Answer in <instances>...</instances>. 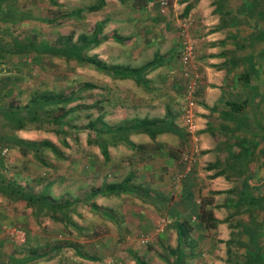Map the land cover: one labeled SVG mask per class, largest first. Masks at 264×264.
Listing matches in <instances>:
<instances>
[{"label": "rangeland", "instance_id": "374dc122", "mask_svg": "<svg viewBox=\"0 0 264 264\" xmlns=\"http://www.w3.org/2000/svg\"><path fill=\"white\" fill-rule=\"evenodd\" d=\"M55 1L51 3L49 0H12L14 8L11 9L13 13L10 12L9 18L14 17V13H20L22 17L13 22L10 19H0V43H11L13 38H29L50 45H62L67 35L70 36L71 42H76L79 34L89 35L95 24L100 23L96 35L103 38H100L96 45L84 50L83 54L95 55L108 64L120 63L130 66L133 61L138 64L149 60L152 48L139 52V57L132 61V46L138 39L131 41L128 38L132 33V27L127 25L128 19L138 23L150 19L155 13L167 14L169 17L167 11L171 2L162 0L165 4L160 5L161 0H154L155 9L152 7L145 16L146 12L140 7L143 0H125L123 3L104 0L103 5L96 10H88L87 6L97 4V0ZM132 1L136 4L134 8L129 7ZM160 6L165 7L166 11L160 12ZM263 31L264 0H258V36L262 35ZM126 38L128 39L123 41ZM188 45L192 54L194 47L191 43ZM183 46L184 44H181L178 60L182 57ZM32 54V51L10 53L5 54L1 60L0 105L8 109L18 108L23 112L22 107L36 94L52 95L53 92H59L67 95L73 91L74 98L65 107L78 108L69 111L65 118L67 124L59 131H54L56 127L49 122L39 124L28 121L23 128L28 135L23 139L37 142L48 140L57 151L41 147L36 155L13 145L12 137H17L18 131L0 115V176L13 181L26 192L36 194L45 190L57 201L68 197L78 200L71 210L68 209L70 219L78 228L70 224L64 226L45 213L35 215L32 208L23 201L0 194V264L8 261L10 256L22 257L34 247L38 250L34 252L43 255L26 264H134L135 257H141L148 264H171L177 243L176 223L183 220L184 226H190L187 231L189 244L184 263L196 264L200 258L205 259L206 256L197 250L198 244L191 242V236L196 235V229L200 233L209 229L197 225L195 219L190 216L191 209L196 210L199 203H202L203 209H210L212 215L216 216L211 248L215 263L229 261V264H235L236 261L243 260L242 251L236 243L229 246L223 244L220 238V226H223V223L234 233L240 234L242 223H247L248 217L254 215V219L260 221L259 243H262L264 248V216L261 218V213H264V178L260 177H264V173L253 181L257 173L244 172L241 174V177L244 175L243 179L240 177L241 180L237 178L239 173L217 163V170H222V179L217 182L209 180L214 175L204 171L208 168L207 165H199L196 161L198 150L192 151L194 158L189 153V148L194 146V143L197 144V141H188L189 138L186 137H191L192 134L185 123V113L190 112L184 108L186 98L184 96V103L183 98H180L183 93L186 95L183 85L184 92L169 91L166 86L160 85V80L162 82L164 79L157 74L160 71L157 68L154 75L147 77L149 82L143 87L136 82L133 84L128 78H114L73 58L40 53L36 59H32ZM190 60L191 58L182 61L188 64ZM149 63L144 68L153 65ZM259 71L264 73V67ZM146 73L149 76L151 72ZM176 106H182L180 114L175 111ZM49 108L50 106L47 109L50 110ZM166 110L169 111L172 123L183 133V142L189 147L188 152L180 148L181 140L173 135L156 137L157 134L150 138L146 133L130 131L126 133L127 138L134 145L142 147L128 146L116 139L112 141L105 135L107 157L104 159L97 144L100 138L95 130L88 127V122L98 116L106 125L115 126L134 118H160ZM194 131L196 129H193ZM233 136L234 134L231 137ZM217 138L220 145L228 141L222 139L221 135ZM234 138L239 144L238 139ZM176 141L179 145L175 147ZM160 145L163 149L177 151L176 165L172 163L169 166V159L164 160L166 164H162ZM215 150L217 151V148ZM217 152V158L221 161L218 156L222 153L220 156L224 157L225 151L221 147ZM243 154L237 157L241 163L246 161ZM202 163L206 161L202 160ZM239 168L243 169L245 165H239ZM217 170L214 172L220 173ZM126 177L129 178V185L125 192L97 200L99 206L109 209L117 218L115 224L118 226H114L113 221L90 209L83 198L91 186L99 185L102 180L119 182ZM248 179L251 181L247 191L258 195L255 200L258 205L255 204L252 210L233 202L239 194V187ZM229 184L230 187L226 188ZM185 188L189 191V196L184 193ZM149 196L156 199L159 197V202L162 203H150ZM192 201L195 207L190 206ZM94 203L96 204L95 201ZM238 206L239 208H236ZM147 212L154 213L155 216L152 217L155 218L144 220V216H148ZM126 225H130L131 231L135 230L133 235L128 234ZM24 231L26 240L22 235ZM201 240L200 248L204 251L206 242ZM210 263L213 264L212 261Z\"/></svg>", "mask_w": 264, "mask_h": 264}, {"label": "crops", "instance_id": "0c3cea01", "mask_svg": "<svg viewBox=\"0 0 264 264\" xmlns=\"http://www.w3.org/2000/svg\"><path fill=\"white\" fill-rule=\"evenodd\" d=\"M154 2V0L140 2V7L146 12L145 16L148 15L147 12L152 7L155 9ZM161 2L162 0L159 2L160 5ZM134 6L136 4L132 1L129 7L134 8ZM169 6L167 11L169 17L167 14L155 13L150 19L138 21V23L135 22L136 20L128 19L127 25L129 28L132 27V33L128 38L131 41L135 38L138 39L137 43L134 41V46H132V61L139 57V52H145L152 48L149 60L138 64L133 61V64L128 67L143 66V78L136 82L137 85L143 87H146L149 82L147 77L150 78L151 75H154L157 68L160 70L157 74H160L164 79L162 82L160 80V85L166 86L169 91L186 92L187 88H193V93L188 96L192 100L188 110L193 129L196 131H191V137L189 135L186 137L189 138L188 141L196 140L197 144L194 143V146L192 145L190 148L187 146L190 156L194 158L195 155L192 151L198 150L196 161L199 165L208 166L204 170L207 174L214 173L217 170V163H221L222 166L229 167L230 171L239 173V176H236L238 179H243L244 175L241 177V174L244 172L255 171L257 174L253 181H256L258 176L264 173V73L259 71L264 67V36H262L264 31L262 35L258 36V0H171ZM164 8L160 6L159 11L165 12ZM185 43H191L194 47L188 64L182 61V57L180 60L177 57L181 44ZM148 63L153 65L144 68ZM148 71L151 72L149 76L146 73ZM130 80L133 84L135 83L134 80ZM16 131H18L16 133L18 138L23 139L28 135V132L23 128L16 129ZM232 134H234L233 137H231ZM160 135L178 137L182 145L180 148L187 151L182 136L166 132L160 133L156 137ZM218 135L228 141L220 145ZM234 137L238 139L239 144L235 142ZM175 143V147L179 145L178 141ZM221 147L225 151V155L221 157L222 153H220L218 157L221 161H219L217 151ZM239 149L246 157V161L243 163L237 158V155L241 154H238ZM203 156L205 159H202ZM177 159V151L174 150V157H169L171 161L168 165L170 166L172 163L176 165ZM164 160L166 158L163 156L162 164L164 162L166 164ZM202 160H205L206 163H202ZM242 164L245 165V168L240 169L239 165ZM260 177L264 178L263 175ZM221 179L220 175H216L209 180L217 182ZM229 180L232 181V179ZM249 181L251 180L248 179L244 185L239 187L237 198L239 196L244 197L243 200H247L249 196L253 199L257 198L258 195L250 194L247 191ZM230 185H227L226 188H229ZM188 192L185 188L184 193ZM111 195L117 196L116 194ZM111 195L96 196L92 201H95L99 206L98 199L108 198ZM236 199L233 201L234 204ZM159 200V197L157 199L150 197V203L153 202L155 205L162 203ZM238 203L241 205L240 207L247 208L246 203L242 204L240 200ZM190 206L195 207V203L192 201ZM99 207L105 212V217L113 221L114 226H118L115 224L118 221L117 218L110 213L112 211L102 206ZM196 210L195 208L191 209L190 216L195 219L198 225V219L195 218ZM147 214L148 216H144V220L155 218L152 217L155 216L154 213L147 212ZM263 216L264 213H261V218ZM138 218L140 219V213H138ZM220 227H222L220 238L225 246H229L231 243L226 244V242L230 239V233L233 230L227 228L224 223ZM126 229L128 234L133 235L135 232V230L131 231L130 225H126ZM195 232L196 235L191 236V242H196L197 248H199L197 250L202 251L206 256L205 259L200 258L196 264H212L210 261L213 264H229V261L227 263L226 261H222L223 263L214 262L211 248L213 247L215 228L202 230L201 233L196 229ZM204 232H206L205 236ZM201 239L206 242L204 251L200 248ZM3 264H6V261Z\"/></svg>", "mask_w": 264, "mask_h": 264}, {"label": "trees", "instance_id": "16d2710c", "mask_svg": "<svg viewBox=\"0 0 264 264\" xmlns=\"http://www.w3.org/2000/svg\"><path fill=\"white\" fill-rule=\"evenodd\" d=\"M11 1L12 0H0V19H10L13 22L15 20H19V17H22V14L20 13H14V17L9 18V16L11 15L10 12H12L14 8L12 7L14 3ZM49 1L51 3L56 2L55 0ZM97 1V4H91L87 6V9L96 10L99 6L103 5L104 0ZM117 1L123 3L125 0ZM4 5L5 7H3ZM100 26V23H96L95 28L89 35L79 34L77 36L76 42H71L70 36L67 35L62 45H50L43 41H32L29 38H24L22 40L13 38L11 39V43H0V62L5 57V54L7 55L10 53L21 54L32 51V59H36L38 54L40 53H49L63 56L66 59L73 58L80 63L92 66L98 71L106 72L114 78H128L134 80L135 82H137V80H142L143 77L141 69L143 66L134 68L128 67L127 65L123 64H108L98 59L95 55L83 54L84 50L96 45L99 42L100 38H103L102 36L97 37L96 35ZM84 84L89 85L87 83ZM51 94L52 95L36 94V96L30 97L26 105L22 107L24 113L18 108L8 109L7 107H2L0 105V115L5 121L12 124L13 129L24 128L28 121H32L39 124H43L44 122L52 123L56 127L54 131H59L61 127L66 126L67 120L65 118L68 116L69 111L77 109L78 106L69 108L65 107L66 104L74 98L73 91H70L67 95H63L59 92H53ZM184 95L185 94L180 95V98H183V103ZM48 106H50V110L47 109ZM184 108L186 107L184 106ZM175 111L180 114L182 111V106L178 108L176 106ZM88 127L95 130L97 136L100 138V141H97V144L99 145V151L104 159L107 157L106 144L104 140L106 136L109 137L112 141H114V139L120 140L122 143L128 146L137 148H141L142 146L134 145L127 138V132L131 131L134 133H146L150 136V138H154L155 135L165 132L182 136V133L179 131V129L172 123V118L170 117L168 110H166L164 112V115L160 118H134L129 122L115 126L106 125L105 122L101 121V117L98 116L88 122ZM12 141L13 145H15L17 148L23 149V151L28 150L34 155H36V153H39L41 147H47L50 148L53 152H57L54 145L48 140H41L37 142L24 140L18 137H12ZM159 149V154L163 155L166 159H169V157H174V151L172 149H163L162 145H160ZM239 153H242V151H238V154ZM149 154L150 156L152 155L151 153ZM217 171H220V173L214 172V176L220 175L222 170L219 169ZM128 181V177L122 179L119 182H105L104 180H102L99 185L91 186L87 193L84 195L83 199L85 202H87V206L90 209L100 213V215H104L105 212L102 211V209L92 201L93 197L108 196L111 194L125 192L129 185ZM217 192L220 191H216V193ZM0 194L2 196L7 195L12 199L23 201L25 204L32 208L35 215L45 213L51 219L59 221L64 226L70 224L76 229L78 228L74 225L68 214V209L71 210L72 207H74L73 205H75L78 200L72 198L69 199L68 197L66 199L62 198L61 200L57 201L55 198L49 196L45 190H42L36 194L26 192L22 187L16 185L13 181L5 180L1 176ZM187 194L189 196V192ZM243 198L239 196L236 199L235 204L240 205L238 203V200H240L242 204L246 203V207L252 210L256 204V199H253V197L251 198L250 196L249 198H247V200H243ZM236 208H239V206ZM196 211L197 212H195V218L198 219V225L206 226L208 228L215 227L214 225L216 221L210 209H203L202 203H199ZM254 218V215H250L248 217V222L242 223V225L240 226L241 233L236 234L234 232H231L230 239L226 242V244L236 243V245L240 247V250L242 251V262L236 261L235 264H256L257 262L258 264H264V248L262 247V243H259L258 234V230L260 231V221L258 222ZM183 224L184 220L176 223V227H178L176 230L177 243L173 254L174 258L171 264H184L185 257L187 255L186 248L189 244V241L187 239V237H189V233L187 234V231L190 229V226H184ZM23 235L24 239L26 240L27 236L25 231ZM233 240H235V242H233ZM30 250H32L30 253L23 255L22 257H8V261H6V264H26L27 262H31L43 255V253H36L38 250L36 251L35 247ZM49 250L50 248H48V251ZM134 264H147V262L141 257H135Z\"/></svg>", "mask_w": 264, "mask_h": 264}, {"label": "built area", "instance_id": "2783aa9c", "mask_svg": "<svg viewBox=\"0 0 264 264\" xmlns=\"http://www.w3.org/2000/svg\"><path fill=\"white\" fill-rule=\"evenodd\" d=\"M161 4H165V2L163 1V2H161ZM188 44L189 43H185L184 46H183L184 47V50L182 51L183 52L182 53V60L183 61H187L189 58H191V55H192L191 54V50H190L191 47ZM185 93H186V95H184V96L186 98V103H187L186 110H188L189 106L192 103V100L189 99L188 96H190L193 93V88H187ZM189 113L190 112L187 113V111L185 113V118H187L185 123H186V126H187L188 130L189 131H193V127L194 126H193V124L191 122V118H190ZM22 235H23V233H22Z\"/></svg>", "mask_w": 264, "mask_h": 264}]
</instances>
